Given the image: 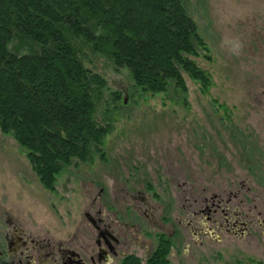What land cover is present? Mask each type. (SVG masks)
<instances>
[{
    "label": "rangeland",
    "instance_id": "obj_1",
    "mask_svg": "<svg viewBox=\"0 0 264 264\" xmlns=\"http://www.w3.org/2000/svg\"><path fill=\"white\" fill-rule=\"evenodd\" d=\"M183 9L201 41L194 40V55L183 57L204 73L208 86L179 67L184 89L170 81L162 92L145 91L126 68L114 65L109 50L100 53L77 40L84 68L103 82L101 90L95 87L100 93L90 119L106 134L98 145L91 143L87 159L72 157L46 187L27 150L0 131V211L7 208L29 229L66 238L92 234L84 212L97 196L103 205L113 198L109 209L118 210L119 219L125 216L122 191H143L154 205H170L173 217L179 191L173 177L215 189H237L244 182L264 200V163L242 166L236 158L264 161V0H183ZM123 221L132 239L119 257L134 255L143 264L158 245L153 234L159 230L143 218L128 215ZM146 233L155 243L149 244ZM255 236L254 243L245 244L223 235L221 243L198 249L188 260L182 247L173 245L167 259L169 264H264V236Z\"/></svg>",
    "mask_w": 264,
    "mask_h": 264
},
{
    "label": "trees",
    "instance_id": "obj_2",
    "mask_svg": "<svg viewBox=\"0 0 264 264\" xmlns=\"http://www.w3.org/2000/svg\"><path fill=\"white\" fill-rule=\"evenodd\" d=\"M198 38L183 0H0V131L27 150L51 187L72 157L87 159L106 134L90 119L103 82L84 68L77 40L109 50L137 87L162 92L170 81L184 89L179 67L208 86L183 57L195 54ZM169 251L160 238L143 264H169ZM118 264L142 263L126 255Z\"/></svg>",
    "mask_w": 264,
    "mask_h": 264
},
{
    "label": "flooded vegetation",
    "instance_id": "obj_3",
    "mask_svg": "<svg viewBox=\"0 0 264 264\" xmlns=\"http://www.w3.org/2000/svg\"><path fill=\"white\" fill-rule=\"evenodd\" d=\"M236 158L242 166H248L250 162L264 163L257 157L243 154ZM219 162L226 165L223 157ZM261 167L264 169L263 165ZM171 179L179 190L174 192L177 203L173 217L170 205H154L141 190L134 193L122 191L125 216L121 215V219L118 210L109 209L116 203L113 198L107 199L109 203L103 205V198L97 196L88 205L90 211L84 212L93 230L90 236L84 231V234L57 238L39 229H29L23 218L2 208L0 264H118L124 257H119L121 250L129 247L132 239H128L127 224L123 221L128 215L137 221L143 218L150 227L159 230L153 234L154 241L158 244L160 238L168 241L169 254L173 245L181 246V255L186 260L192 259L198 249L221 243L223 235L245 244L254 243L256 233L264 236V200L259 193L251 194L244 182H240L237 189L233 186L215 189L188 181L179 183L174 177ZM100 192L103 193L102 188ZM130 206L132 213L129 212ZM158 212L162 215L160 219L156 215ZM131 226L135 227L134 223ZM144 237L150 240L147 233ZM155 242L150 240L149 244Z\"/></svg>",
    "mask_w": 264,
    "mask_h": 264
}]
</instances>
